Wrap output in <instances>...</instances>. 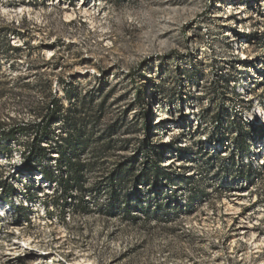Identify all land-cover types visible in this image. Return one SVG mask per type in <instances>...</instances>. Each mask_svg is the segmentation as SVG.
Returning <instances> with one entry per match:
<instances>
[{"label": "rangeland", "instance_id": "rangeland-1", "mask_svg": "<svg viewBox=\"0 0 264 264\" xmlns=\"http://www.w3.org/2000/svg\"><path fill=\"white\" fill-rule=\"evenodd\" d=\"M65 87L92 136L77 156L84 194L71 184L65 196L64 178L22 175L15 226L31 245L8 256L0 240V264H264V138L251 124L264 128V0H0V129L26 125L4 143L12 155L0 152L3 177L16 155L39 152L33 127L54 97L71 105ZM52 130L60 145L68 125ZM107 141L105 161L95 151ZM171 142L162 164L178 180L159 197L162 188L140 185L162 206L111 213L114 161ZM45 153L42 166L65 177L60 152ZM241 195V209H229Z\"/></svg>", "mask_w": 264, "mask_h": 264}, {"label": "trees", "instance_id": "trees-1", "mask_svg": "<svg viewBox=\"0 0 264 264\" xmlns=\"http://www.w3.org/2000/svg\"><path fill=\"white\" fill-rule=\"evenodd\" d=\"M14 34H18L15 29L12 31ZM71 88V86H70ZM68 87H65L66 99L71 104L69 107L65 108L62 99L54 97L52 103L48 105L47 113L44 115V123L42 126L40 124L34 129V140L33 144L39 152L32 154H25V160L23 164L29 170L40 169L43 171L45 179L51 183L58 182L59 179L64 180L65 187L63 188V193L67 196L70 193L71 184L78 185V191L83 196V184H84V170L87 165L85 162L77 158L80 152H85L86 149L92 142V136L89 134L87 129H85V116L81 115V109L85 105H79V107L73 108V101L75 97L73 92ZM103 86L101 85L96 91H90L84 95V99L88 98V103L95 100L97 95L101 93L103 96ZM141 94V90H138ZM105 101L102 102L101 107H103ZM75 109V110H74ZM64 123L68 125V133L62 135L60 145H54L51 141L53 136V126L56 123ZM2 124V123H1ZM254 130H256L261 137L264 138V128L262 125L251 123ZM116 124H112L111 128L115 127ZM26 125L14 126L8 130L5 128L0 129V152L6 155H12L10 149L4 146L6 142H16L18 141V133L26 132ZM112 136V135H110ZM124 148L127 147L125 140ZM243 142H236L237 146H240ZM98 149H96L97 155L104 159L105 161L109 158L108 150L111 149L112 142L107 141L102 143ZM171 143H162L158 147L151 146L149 144L142 145L138 148L137 154L125 155L122 160H115L113 169L109 175L105 177L107 182L106 191L108 192L109 198L107 200V208L111 213H116V211H122L126 216L130 218H138V212H141L145 217L149 216L150 209L152 205L162 206V202L149 195L141 194L140 185L146 183L148 186H156L157 188H162L163 185H171L178 180V174L174 175L168 171L167 167L162 164L164 154L168 152L169 149L173 150ZM48 147H53L55 150L60 152V162L69 168V173L66 176L57 175L53 170H48L42 166V163L46 160V150ZM169 147V148H168ZM178 150H183L179 148ZM141 159H144L143 161ZM61 166V165H60ZM97 187L100 186V191L105 189L102 182L96 184ZM11 190V189H7ZM164 192L159 193L158 197ZM101 194V193H100ZM30 198H36L34 193L27 194ZM68 197V196H67ZM72 195H69L71 198ZM84 198V197H83ZM86 200V199H84ZM154 201V202H153ZM176 209L181 210L184 207V203L179 201L173 202ZM22 208V207H19Z\"/></svg>", "mask_w": 264, "mask_h": 264}, {"label": "built area", "instance_id": "built-area-1", "mask_svg": "<svg viewBox=\"0 0 264 264\" xmlns=\"http://www.w3.org/2000/svg\"><path fill=\"white\" fill-rule=\"evenodd\" d=\"M23 152H21L18 156L20 159L19 164L14 165L7 175V177H3L4 172L7 171L3 170L4 163L0 162V240L6 241L4 243L7 246V253L6 255H26V252L30 249L31 241L30 238H26L20 235V231H18V227L15 226V222L18 220L17 209L22 207V204H18V199L16 197V190L23 186V182L21 181L22 175H27L28 173H33L34 175L41 177V179H45L43 171L40 169H33L29 170L23 164V160L26 157L22 158ZM8 160L9 158L6 157ZM11 159H14L11 158ZM4 171V172H3ZM7 189H11L10 191ZM26 199V198H25ZM44 212L43 215L47 214V208L43 204L41 207ZM30 219L28 216L21 217V222L29 223ZM10 233V234H8ZM12 236L8 239L7 235ZM9 241V242H8ZM10 243V245H8ZM45 257L46 254H43Z\"/></svg>", "mask_w": 264, "mask_h": 264}, {"label": "bare ground", "instance_id": "bare-ground-1", "mask_svg": "<svg viewBox=\"0 0 264 264\" xmlns=\"http://www.w3.org/2000/svg\"><path fill=\"white\" fill-rule=\"evenodd\" d=\"M262 159H263V161H264V156H263ZM245 200H246V197H245L244 195H241V196L237 197V198L235 199V202H234V203H232V202L229 203V209L234 210V211L240 210L241 207H242V205L244 204V201H245ZM259 210H261V209L258 208V209H256V210L253 211V212L256 213V212L259 211ZM251 214H252L251 212L248 213L249 219H250ZM250 222H251V221H250ZM250 222H249V223H250ZM240 229H241V233H242L244 236H246L247 233L253 229V227H252L251 225H250V226H247V225H244V224H243V226H241ZM260 244H264V240H263V241H260V242H257V243H256L257 247H259Z\"/></svg>", "mask_w": 264, "mask_h": 264}, {"label": "clouds", "instance_id": "clouds-1", "mask_svg": "<svg viewBox=\"0 0 264 264\" xmlns=\"http://www.w3.org/2000/svg\"><path fill=\"white\" fill-rule=\"evenodd\" d=\"M259 110V109H258ZM261 115H264V111L261 112Z\"/></svg>", "mask_w": 264, "mask_h": 264}]
</instances>
